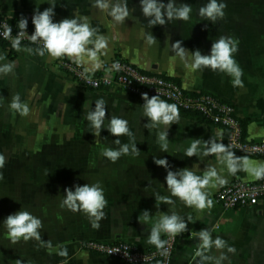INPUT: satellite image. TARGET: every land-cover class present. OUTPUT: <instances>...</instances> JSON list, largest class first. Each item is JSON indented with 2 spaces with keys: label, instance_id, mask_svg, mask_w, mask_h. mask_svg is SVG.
Masks as SVG:
<instances>
[{
  "label": "crops",
  "instance_id": "1",
  "mask_svg": "<svg viewBox=\"0 0 264 264\" xmlns=\"http://www.w3.org/2000/svg\"><path fill=\"white\" fill-rule=\"evenodd\" d=\"M55 2L54 22L74 18V14L87 16L93 27L109 37L107 54L100 56L102 65L122 57L145 71L172 77L189 91L211 92L232 103L245 139L264 136V0H218L227 6L223 19L215 22L199 15V8L208 0H174L177 6L186 3L192 7L190 19L172 20L151 28L142 14L140 0H128L130 15L137 19L126 18L123 24H116L107 11L94 7V0ZM161 2L167 4L168 0ZM49 7V0H0V14L17 25L22 17L26 18L29 27H35L32 17L37 8L42 12ZM149 32L157 39L151 46L144 38ZM221 36L238 42L234 58L243 71V87H234L233 77L223 72L208 68L191 71L178 58L173 60L171 44L176 41H181L189 52L200 50L210 55L212 43ZM24 48L31 47H21ZM32 49L30 54L16 49L10 52L0 46V55L6 56L0 64H15L12 73L0 74V154L6 157L5 166L0 169L3 175L0 200L12 210L18 207L42 220V241H50L52 248L37 240L33 241V247L30 243L34 264H120L113 258L87 251L82 243L97 239L127 241L140 248L154 246L148 243L151 227L160 215L173 211L185 219L188 230L177 235L171 264H198L197 233L202 229H209L213 238L220 236L235 248V254L227 253L229 258L222 264H264V204L223 209L214 201L210 210L198 211L171 197L165 179L167 171L154 163L153 158L167 159L172 171L187 167L198 175L214 166L228 183L236 179L255 180L244 171L230 175L214 155L190 158L185 155L193 139L214 138L224 143L220 127L180 111L179 122L168 128L169 146L164 152L158 141V133L164 126L145 127L149 121L143 114L144 101L134 99L119 87L102 91L81 88L59 65L60 60H73L40 56L35 52L37 48ZM77 65L86 71L98 70L87 62ZM17 94L29 106V115L21 116L10 108ZM100 98L107 102L106 119L96 136L87 115ZM111 116L128 121L140 150L138 156L122 155L113 163L102 155L105 148L120 147L116 139L121 145L131 144L128 136L114 137L108 131ZM248 157L254 163H264V157ZM96 182L103 187L108 201L99 229L91 227L84 213L61 206L66 188L74 191L75 185ZM219 188L209 189L213 200ZM156 193L169 196L174 205L156 204ZM144 210L152 216L147 224L139 221ZM62 247L67 248V257L57 254ZM226 252L227 249L213 247L208 254L218 258Z\"/></svg>",
  "mask_w": 264,
  "mask_h": 264
},
{
  "label": "clouds",
  "instance_id": "2",
  "mask_svg": "<svg viewBox=\"0 0 264 264\" xmlns=\"http://www.w3.org/2000/svg\"><path fill=\"white\" fill-rule=\"evenodd\" d=\"M51 7L44 11H35L32 17V23L35 26V31L32 35H28L32 43H40L41 47L35 49L36 54L44 56L49 55L52 58L60 59L67 57L77 64L85 62L92 64L95 69L102 67L100 56L106 55L109 47V37L101 34L99 29L93 27L89 17L74 14V18H64L59 22H54L55 0H49ZM142 14L148 19L149 28L155 25H164L172 20L188 21L192 12V7L186 3H181L177 6L174 0H168L165 4L161 0H140ZM93 6L101 11H107L108 15L116 24H123L126 18L137 19L130 15L128 8V0H94ZM226 3L218 2V0H208L206 5L199 8V15L211 22L217 19H223L226 8ZM132 12L135 9L131 10ZM167 16V21L165 20ZM28 20L21 18L18 22L20 31L17 36L11 40L12 47L17 51H27L32 54V48L21 49V41L25 38ZM12 29L5 27L3 36L5 39L11 37ZM145 42L151 46L156 44L157 39L149 32L144 34ZM170 39V38H169ZM167 44V41H166ZM172 52L174 53L173 60L178 58L186 68L191 71H202L203 69H211L213 71L223 72L233 77L234 87H243L241 79L243 71L234 58V54L238 52V42L228 36H221L211 45L210 55H204L200 50L189 52L182 47L181 41H176L171 44ZM6 59L5 55H0V61ZM112 67L119 71L121 66L118 62ZM15 64L12 62L0 64V74L7 75L14 71ZM143 114L148 119L145 124L146 128H157L164 126V129L158 133V141L161 145V150L168 151V128L171 125L177 124L180 118V110L177 104L168 103L160 98L159 95H153L149 98L147 93L142 94ZM10 108L21 116L29 115L30 109L27 103L21 101L19 94L14 95L10 104ZM107 102L103 99L95 101V108L88 115L87 120L95 129L94 134L100 135L104 128L106 119ZM108 131L114 137L128 136L131 144H122L119 139L115 140L118 149L105 148L102 150V155L115 163L122 155L138 156L140 150L135 144L133 133L130 131L128 121L126 119L111 116ZM217 135H221L217 133ZM231 145H225L222 141L211 138L208 141L202 139H193L189 147L185 149L187 157L214 155L220 164L226 166L230 175L235 176L237 172L244 171L249 173L255 179H264V163L252 162L248 156H236L231 150ZM157 166L164 167L167 171L166 184L167 189L171 193V197H175L183 202L186 206L195 208L198 211L205 209L210 210L214 206V200L211 198L209 189L225 186L228 180L222 176L217 168L209 166L202 175L196 174L195 171L187 167L172 171L171 165L167 159L153 158ZM6 157L0 154V169L5 166ZM3 179L0 173V180ZM65 198L61 206L67 207L73 212H82L87 215L93 229H99L100 221L104 218V209L108 201L105 198L104 189L99 182L94 184H84L83 186L75 185L74 191L71 188H66ZM157 202L174 205V201L169 196H161L155 194ZM151 215L149 211L144 210L139 221L147 224ZM188 222L191 217H188ZM7 234L12 243H17L21 239L28 241L35 239L41 241L43 246L52 248L50 241H42L40 230L43 227L42 220L34 216L27 210H19L14 214L7 216L4 221ZM188 230L187 223L183 217L173 211L170 215L163 214L155 221L148 235V243L154 245L161 256H168L167 248L168 241L161 238L162 233L167 234L171 238H175ZM199 246L195 252V256L199 258L198 264H222L229 257L227 253L235 254L236 250L227 245V242L220 236L213 238V234L209 229H202L197 233ZM215 247L216 249H227L226 253H222L216 258L209 255V251ZM57 254L61 257L68 256L66 247L58 250ZM22 264V261H18Z\"/></svg>",
  "mask_w": 264,
  "mask_h": 264
},
{
  "label": "built area",
  "instance_id": "3",
  "mask_svg": "<svg viewBox=\"0 0 264 264\" xmlns=\"http://www.w3.org/2000/svg\"><path fill=\"white\" fill-rule=\"evenodd\" d=\"M5 27L12 29L9 39L3 36ZM19 31L17 24L8 16L0 14V46L8 50V47L12 46L11 40ZM34 31L35 27L27 26L21 47H41L40 43L34 44L28 37ZM116 62L121 66L119 71L112 67ZM59 65L66 76L81 88L102 91L119 87L138 101H144L143 93H147L149 98L159 95L168 103L177 104L181 112L193 114L220 127L224 134V144L231 145V150L235 153L264 157V136L257 140L245 139L242 123L236 116L232 103L211 92L189 91L172 77L145 71L122 57H115L96 71H86L68 60H60ZM214 201L223 209L264 204V179L233 180L219 188L214 195ZM161 238L168 241L169 255L166 257L161 256L155 246L140 248L133 243L120 240L88 239L82 246L89 252L113 258L120 264H171L177 236L171 238L162 233Z\"/></svg>",
  "mask_w": 264,
  "mask_h": 264
},
{
  "label": "rangeland",
  "instance_id": "4",
  "mask_svg": "<svg viewBox=\"0 0 264 264\" xmlns=\"http://www.w3.org/2000/svg\"><path fill=\"white\" fill-rule=\"evenodd\" d=\"M17 211H19L18 207H14L12 210L10 205L5 206L3 201L0 200V264H18V261H22L23 264H34V255H32L31 248L35 239L28 241L21 239L17 243H12L7 234L4 221L8 215Z\"/></svg>",
  "mask_w": 264,
  "mask_h": 264
},
{
  "label": "trees",
  "instance_id": "5",
  "mask_svg": "<svg viewBox=\"0 0 264 264\" xmlns=\"http://www.w3.org/2000/svg\"><path fill=\"white\" fill-rule=\"evenodd\" d=\"M8 50H9L10 52H12V51H14V48H13L12 46H10V47H8ZM89 90H91V89H89Z\"/></svg>",
  "mask_w": 264,
  "mask_h": 264
}]
</instances>
